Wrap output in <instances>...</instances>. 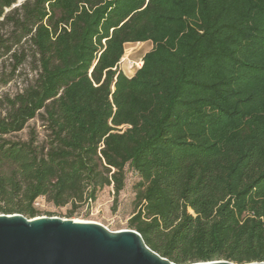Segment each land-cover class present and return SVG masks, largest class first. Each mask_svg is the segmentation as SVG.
Here are the masks:
<instances>
[{"label":"trees","instance_id":"trees-1","mask_svg":"<svg viewBox=\"0 0 264 264\" xmlns=\"http://www.w3.org/2000/svg\"><path fill=\"white\" fill-rule=\"evenodd\" d=\"M0 23V56L27 41L37 72L0 117V213L111 185L117 206L132 175L129 227L161 256L264 261V0H0Z\"/></svg>","mask_w":264,"mask_h":264},{"label":"water","instance_id":"water-1","mask_svg":"<svg viewBox=\"0 0 264 264\" xmlns=\"http://www.w3.org/2000/svg\"><path fill=\"white\" fill-rule=\"evenodd\" d=\"M0 264H178L150 248L140 232L96 221L0 213ZM188 264L238 263L227 259Z\"/></svg>","mask_w":264,"mask_h":264},{"label":"rangeland","instance_id":"rangeland-1","mask_svg":"<svg viewBox=\"0 0 264 264\" xmlns=\"http://www.w3.org/2000/svg\"><path fill=\"white\" fill-rule=\"evenodd\" d=\"M22 1H19L14 6H17ZM13 6V7H14ZM12 27L8 24L0 23V35L8 36ZM153 47L151 41H146L144 44L127 43L125 54L120 61L119 67L128 76H133L138 68L146 52ZM19 47H13L14 50ZM24 49L30 56L15 68L16 60L12 57L11 52L0 56V117H3L7 110V97H13L16 93L22 91L30 84L37 76L35 69L36 64L32 59V47L27 41L24 44ZM139 64L141 66H139ZM44 133L43 121L40 117H36L29 121L28 126L17 133L6 136L12 140H25L29 136L31 129ZM137 181L132 175L127 179V185L120 194L119 203L116 206L114 203L113 186H106L100 193L95 202L84 203L80 205L73 213L69 215L71 205L56 206L53 202L45 197H40L35 206L40 210L38 216H58L62 218H72L81 221H96L105 225L110 230H121L130 228L128 221L135 211L134 207V183ZM52 214V215H50Z\"/></svg>","mask_w":264,"mask_h":264},{"label":"bare ground","instance_id":"bare-ground-1","mask_svg":"<svg viewBox=\"0 0 264 264\" xmlns=\"http://www.w3.org/2000/svg\"><path fill=\"white\" fill-rule=\"evenodd\" d=\"M145 42H136V44H144ZM139 66H141L140 64H139ZM79 221H81V220H79Z\"/></svg>","mask_w":264,"mask_h":264}]
</instances>
